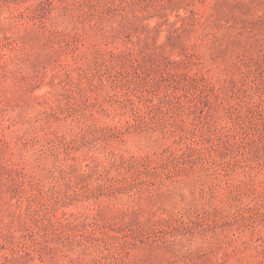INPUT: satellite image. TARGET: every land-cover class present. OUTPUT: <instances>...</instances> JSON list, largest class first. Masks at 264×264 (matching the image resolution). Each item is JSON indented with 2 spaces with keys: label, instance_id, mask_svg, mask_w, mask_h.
Segmentation results:
<instances>
[{
  "label": "rangeland",
  "instance_id": "obj_1",
  "mask_svg": "<svg viewBox=\"0 0 264 264\" xmlns=\"http://www.w3.org/2000/svg\"><path fill=\"white\" fill-rule=\"evenodd\" d=\"M0 264H264V0H0Z\"/></svg>",
  "mask_w": 264,
  "mask_h": 264
}]
</instances>
